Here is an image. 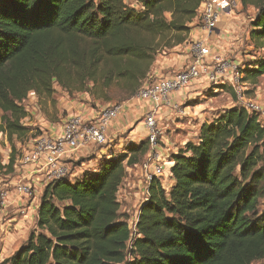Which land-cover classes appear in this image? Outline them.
Listing matches in <instances>:
<instances>
[{
    "label": "trees",
    "instance_id": "16d2710c",
    "mask_svg": "<svg viewBox=\"0 0 264 264\" xmlns=\"http://www.w3.org/2000/svg\"><path fill=\"white\" fill-rule=\"evenodd\" d=\"M0 0V136L11 145L31 132L23 121L30 93L124 100L139 92L156 54L186 43L203 0ZM254 10L252 60L241 82L264 77V0ZM196 21L192 26L191 24ZM107 102V100H106ZM197 142L172 154L173 184L153 176L133 229L119 213L125 166L137 165L148 141L100 158L78 177L49 181L36 211V231L3 264H252L264 260V127L242 106L198 128ZM14 143V144H13ZM6 167V168H5Z\"/></svg>",
    "mask_w": 264,
    "mask_h": 264
},
{
    "label": "rangeland",
    "instance_id": "374dc122",
    "mask_svg": "<svg viewBox=\"0 0 264 264\" xmlns=\"http://www.w3.org/2000/svg\"><path fill=\"white\" fill-rule=\"evenodd\" d=\"M128 4L131 6L136 5L134 0H130ZM235 14L236 16H233L234 24L246 28V25L253 18L254 10L252 8L244 10L240 6ZM229 21L222 19L215 30L210 46L214 48L215 52L221 53L223 58L239 67L245 60L249 61L250 56L254 55V50L250 40L244 41L241 46L234 47L232 45L235 28L232 30L230 26L226 29ZM245 38L246 36L243 37V40ZM174 51L177 52V47L168 52L156 54L141 87L147 80L153 81L155 76L161 77L170 71L174 73L176 65L167 67L171 65ZM189 57L186 59L185 64ZM239 75L241 78L243 77L240 73ZM231 78L230 75H227L221 77L215 83L194 81L189 86L175 92L170 99V103L157 110L156 126L158 134L156 147L153 148L148 143V151L138 164L132 167L125 166L126 176L117 194L120 205L119 213L126 218L130 229H133L141 204L146 201L147 187L151 178L153 176L158 178L162 187L166 190L171 186L168 172V163L171 161V156L182 148L185 143L197 141L198 128L202 123L213 121L224 110L234 106L244 107L248 99L264 108V77L253 82H241L240 78L237 83H234ZM233 85L236 88L239 87L245 101L238 99ZM106 95L108 96L107 102L106 100H98L89 93L74 92L68 95L67 92L57 86H54V93L48 99H40L30 93L23 103L25 109L28 110L27 120L23 123L31 128V132L20 141L14 142L16 148H19V145L21 146L20 153L17 152L16 154L21 155L27 151L30 141L43 133L42 131L39 132L40 129L50 133L52 127H57L65 121L71 108L75 112L80 105L87 108L86 111L90 117L108 109L117 108L120 111H116L118 115L112 122L110 128L112 132L106 144L90 146L86 153H80L78 150V152L65 159L70 177H78L84 170L95 169L100 158H108V154H124L127 146L148 141L143 121L150 107L137 99L135 100V96L129 100H124L123 94L114 87L106 91ZM137 103L138 105H136ZM140 103L143 105H140ZM259 120L264 127V117L259 116ZM136 126H138V132L134 133ZM16 143L18 144L16 145ZM11 145L4 137L0 141V156L2 154L4 158L7 157L12 152ZM97 154H100L101 157H97ZM2 161L5 162L4 159ZM157 168H161L160 173L156 171ZM4 171L0 170V183L8 192L12 193L11 182L17 183L19 178L16 176L7 177L4 175ZM41 192V189L33 185V197L20 199L25 202L23 205L18 204L16 200L8 202L5 216L0 222V264H3L5 259L19 249L31 231H36L35 214L33 213L32 218H28L22 223L21 219L24 215L20 212L23 210L28 213L29 204L33 200L38 204ZM258 213H264V200L260 203ZM8 222L11 223L7 228ZM19 222L20 224H18ZM252 264H264V260L255 261Z\"/></svg>",
    "mask_w": 264,
    "mask_h": 264
},
{
    "label": "built area",
    "instance_id": "2783aa9c",
    "mask_svg": "<svg viewBox=\"0 0 264 264\" xmlns=\"http://www.w3.org/2000/svg\"><path fill=\"white\" fill-rule=\"evenodd\" d=\"M201 5L198 28L206 34V39L211 41L212 34L218 28L223 13L236 9L237 6H240V1L203 0ZM188 52L189 60L181 70L166 77L155 78L153 81L147 80L134 98L150 107L143 126L147 132L148 143L153 148L157 144V110L169 104L175 92L189 86L194 81L215 83L221 77L230 75L233 82L237 83L241 78L238 65L215 52L214 48L205 40L191 42ZM233 87L238 99L245 101L239 87L236 88L235 85ZM244 108L258 117H264V108L256 102H251L250 99L247 100ZM117 110L119 112L117 108L108 109L93 117L88 116V113L83 116H74L64 124L59 135L53 137L40 134L34 138L33 144L28 147L25 153L16 154L13 168L17 162L20 166L18 170H20L21 178L17 183L11 184L12 193L8 192L0 183V222L5 216L10 198L20 200L33 197L34 183L27 177H22L27 168L43 172L44 182L64 177L68 173L65 159L70 154L86 147L107 143L112 122L118 115L116 114ZM10 155L11 153L4 158L1 154L0 157L5 161L3 163L0 158L3 166L9 161ZM156 171L160 173L161 168H157ZM20 213L25 215L23 210ZM10 223L8 222L7 228Z\"/></svg>",
    "mask_w": 264,
    "mask_h": 264
},
{
    "label": "crops",
    "instance_id": "0c3cea01",
    "mask_svg": "<svg viewBox=\"0 0 264 264\" xmlns=\"http://www.w3.org/2000/svg\"><path fill=\"white\" fill-rule=\"evenodd\" d=\"M241 6V5H240ZM240 6H237V8L236 9H234V10H227V12H225V13H223V15H222V19L223 20H225V19H227L228 21H229V23L226 25V29H228V27H230L231 26V28H232V30H234V28H235V30H234V34H233V40H232V45L234 46V47H236V46H241L243 43H244V41H249V35H248V24L246 25V28H244V27H242V26H237V25H235L234 23H235V20H234V17L236 16V14H235V11L237 10V9H239L240 8ZM201 10H202V5L200 6V9H199V13H201ZM234 16V17H233ZM233 17V18H232ZM229 18V19H228ZM231 18V19H230ZM222 19H221V22H222ZM220 22V23H221ZM196 23V21H194L191 25L193 26L194 24ZM226 24V23H225ZM229 25V26H228ZM237 29V30H236ZM235 31H236V33H235ZM214 33H215V31L213 32V34H212V37L214 38ZM221 34V33H220ZM219 34V35H220ZM222 35V34H221ZM244 36H246V38H245V40H243V37ZM232 37H231V39H232ZM213 38H212V40H213ZM206 41V43L207 44H211L212 45V40L210 41V40H207L206 39V34L203 32V31H201L198 27H196V26H194L193 27V29L191 30V32H190V34H189V36H188V39H187V41H186V43H184L183 45H180V46H178L177 47V52L176 51H174L172 54V61H171V65H169V66H167V67H173V66H175L176 65V70L174 71V72H176V71H179V70H181L182 68H183V66H184V64H185V61H186V59L189 57V52H188V46H189V44L191 43V42H194V41ZM221 54V53H220ZM222 55V54H221ZM252 56H250V58H249V60H252ZM245 61H247V60H245ZM175 62H176V64H175ZM172 72L170 71V72H168L166 75H164V76H161V77H166L167 75H169V74H171ZM155 78H160V77H157V76H155ZM129 103V102H128ZM136 105H138V103L136 104ZM140 105H143V104H141L140 103ZM79 108V109H78ZM76 110H75V112L74 111H72V108L69 110L70 111V113L68 114V117L65 119V121L64 122H62V124H60V125H57V127H52L51 128V132L50 133H46V132H44L42 129H40L39 130V132H43V133H41V134H47V135H50V136H57V135H59L60 133H61V131H62V129H63V126H64V124L70 119V118H72V117H74V116H82V115H85L86 113H87V111H86V107H84V106H79ZM26 110V109H25ZM26 111H28V110H26ZM119 111H120V109H119ZM27 119H25L24 121H26ZM25 125V124H24ZM26 126V125H25ZM113 126H115V125H113ZM138 126H136V129H135V132L134 133H136V132H138ZM137 130V131H136ZM112 131H110L109 132V136H110V133H111ZM133 133V132H132ZM4 138V136H0V141H2V139ZM33 142H34V139L33 140H31L30 141V143L28 144L29 146L30 145H32L33 144ZM194 142H197V141H194ZM18 143H16V145H17ZM19 148H16V152H18V153H20L19 152V150H21V146L19 145L18 146ZM89 148L88 147H86V148H83V149H80L79 150V152L80 153H86V152H88L87 150H88ZM1 152V151H0ZM78 152V151H77ZM101 152H102V150H101ZM73 154V153H72ZM71 155V154H70ZM69 155V156H70ZM97 157H101L100 156V154H97ZM169 169H170V167H171V165L173 164V162L172 161H169ZM20 168V166L18 165V163L16 162L15 163V166H14V168H13V172L11 173V174H9V175H5V176H9L10 178L13 176H16V177H18V178H20L21 177V174H20V170H18ZM169 169H168V172H169ZM169 176H170V173H169ZM22 177H27L28 179H30L33 183H34V185L35 186H37L39 189H41L42 190V188L45 186V184H47L48 183V181H45L44 182V176H43V172H40V171H38L37 169L36 170H33V169H29V168H27L26 170H25V172H23V175H22ZM15 180V179H14ZM170 182V185H172L173 184V181L172 180H170L169 181ZM11 184H14V182H11ZM10 200H15V199H13V198H10L9 199V203L10 202H12V201H10ZM26 200V199H25ZM16 202H18V204L20 203L21 205H23V203H25L23 200H18V199H16ZM37 206H38V204L36 203V201L35 200H33V202L32 203H30L29 204V208H28V213H25V215L22 217V219H21V221H22V223H23V221L24 220H26V219H28V218H32L33 217V213L35 214L34 215V219L36 218V211H37ZM8 207V206H7ZM7 209V208H6ZM21 218V217H20ZM18 224H20V222L18 223Z\"/></svg>",
    "mask_w": 264,
    "mask_h": 264
}]
</instances>
